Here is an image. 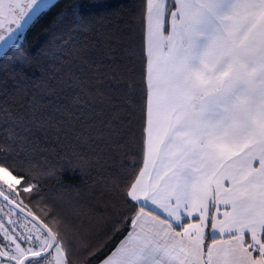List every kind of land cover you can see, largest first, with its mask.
Wrapping results in <instances>:
<instances>
[{"label": "snow or ice", "instance_id": "obj_1", "mask_svg": "<svg viewBox=\"0 0 264 264\" xmlns=\"http://www.w3.org/2000/svg\"><path fill=\"white\" fill-rule=\"evenodd\" d=\"M54 6L0 0V55L30 65L18 44ZM90 15L74 5V30ZM133 20L138 49L107 74V155L76 165L113 161L96 181L109 216L77 223L78 202L45 193L54 170L0 108V264H264V0H140Z\"/></svg>", "mask_w": 264, "mask_h": 264}, {"label": "trees", "instance_id": "obj_2", "mask_svg": "<svg viewBox=\"0 0 264 264\" xmlns=\"http://www.w3.org/2000/svg\"><path fill=\"white\" fill-rule=\"evenodd\" d=\"M139 3L56 0L18 44L20 52L31 55V64L21 71L13 60L19 55L16 49L0 56V108L6 106L14 116L24 118L31 131L21 133L26 137L22 143L31 162L55 172L46 178L43 191L78 202L81 215L73 216L77 223L88 224L89 218L112 212L98 195L96 181L109 174L113 161H101L85 172L76 165L81 157L107 155L105 122L113 112L109 98L118 95L110 87L107 74L117 67H128V50L138 49L133 16ZM74 5L87 7L91 14L89 31L74 30ZM98 11H102L99 16ZM73 48L80 49L79 55L72 53ZM18 86L20 92L16 91ZM3 119L0 112V136ZM24 156L20 154V158ZM110 227L109 221L105 228Z\"/></svg>", "mask_w": 264, "mask_h": 264}, {"label": "rangeland", "instance_id": "obj_3", "mask_svg": "<svg viewBox=\"0 0 264 264\" xmlns=\"http://www.w3.org/2000/svg\"><path fill=\"white\" fill-rule=\"evenodd\" d=\"M56 1V0H55ZM1 56V55H0Z\"/></svg>", "mask_w": 264, "mask_h": 264}]
</instances>
